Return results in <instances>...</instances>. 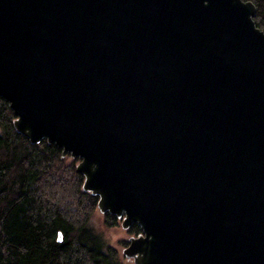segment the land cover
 Listing matches in <instances>:
<instances>
[{
	"label": "water",
	"instance_id": "1",
	"mask_svg": "<svg viewBox=\"0 0 264 264\" xmlns=\"http://www.w3.org/2000/svg\"><path fill=\"white\" fill-rule=\"evenodd\" d=\"M248 0H0L13 130L76 158L131 264H264V32ZM56 240H60L57 232Z\"/></svg>",
	"mask_w": 264,
	"mask_h": 264
},
{
	"label": "trees",
	"instance_id": "2",
	"mask_svg": "<svg viewBox=\"0 0 264 264\" xmlns=\"http://www.w3.org/2000/svg\"><path fill=\"white\" fill-rule=\"evenodd\" d=\"M248 1L264 32V0ZM13 117L0 97V264H128L103 236L119 221L98 215L96 197L81 191L77 159L60 157L44 139L29 144L13 130ZM125 232L135 236L140 228L131 223Z\"/></svg>",
	"mask_w": 264,
	"mask_h": 264
},
{
	"label": "rangeland",
	"instance_id": "3",
	"mask_svg": "<svg viewBox=\"0 0 264 264\" xmlns=\"http://www.w3.org/2000/svg\"><path fill=\"white\" fill-rule=\"evenodd\" d=\"M96 213H97L98 215H100L97 211H96ZM103 236L105 237L106 241H107L110 245H112V246H114L115 248H117V250H118L119 253H120V250H121V248H122L123 246H122V247L119 246L116 242H117L118 240H120V239H124V240L127 241V238H128L130 235H128V234L125 232V230H122V229L120 228L119 224H118V226H117L115 229H104ZM120 254H121V253H120ZM126 262H128V264H131V262H129V261H126Z\"/></svg>",
	"mask_w": 264,
	"mask_h": 264
}]
</instances>
